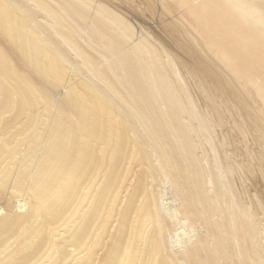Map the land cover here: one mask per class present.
<instances>
[{"label": "bare ground", "instance_id": "obj_1", "mask_svg": "<svg viewBox=\"0 0 264 264\" xmlns=\"http://www.w3.org/2000/svg\"><path fill=\"white\" fill-rule=\"evenodd\" d=\"M0 264H264V0H0Z\"/></svg>", "mask_w": 264, "mask_h": 264}, {"label": "rangeland", "instance_id": "obj_2", "mask_svg": "<svg viewBox=\"0 0 264 264\" xmlns=\"http://www.w3.org/2000/svg\"><path fill=\"white\" fill-rule=\"evenodd\" d=\"M131 16V15H130ZM130 16H129V18H130ZM131 19H132V16H131ZM149 20L150 21H148V19H146V20H144V22H142V23H145L148 27H151V28H153V29H155L156 27H155V25H153L154 23H155V21L153 20V19H151V18H149ZM151 20L153 21V24L151 23ZM134 22H135V20H134ZM136 24H137V22H135ZM157 26V25H156ZM155 27V28H154ZM249 139L251 140L252 139V137H250L249 136Z\"/></svg>", "mask_w": 264, "mask_h": 264}]
</instances>
